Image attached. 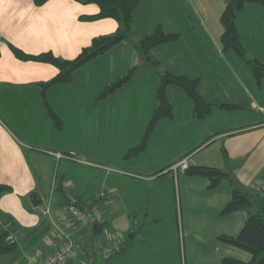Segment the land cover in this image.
Segmentation results:
<instances>
[{
	"label": "crops",
	"instance_id": "obj_1",
	"mask_svg": "<svg viewBox=\"0 0 264 264\" xmlns=\"http://www.w3.org/2000/svg\"><path fill=\"white\" fill-rule=\"evenodd\" d=\"M225 7L226 0H140L128 41L79 69L69 85L46 91L48 105L63 124L57 129L41 85L59 70L17 59L11 45L27 55L52 53L71 61L94 38L115 34L118 24L84 20L100 13L94 4L50 0L38 7L34 0H0V185L10 188L0 196V223H11L17 244L0 261L23 243L27 248L16 252L10 264H39L59 243L55 224L88 245L75 264H95L93 246L105 229L106 235L129 238L115 264H182L178 251L183 244L186 256L190 248L192 264L252 261L250 253L220 238L238 237L257 211L222 215L232 199L230 180L254 195L264 181V81L258 86L242 58L223 53ZM159 26L179 39L152 51L159 63L154 70L142 61L139 43ZM237 28L248 58L264 64V9L247 5ZM136 67L130 83L98 101L105 87ZM166 73L199 79L198 92L208 104L240 109H219L197 120L186 93L171 86L167 98L173 119L157 125L144 152L127 158L157 110ZM186 157L191 168H216L229 180L211 189L206 178L170 171ZM94 189L107 194V221L100 235L94 226L80 230L59 220L65 202ZM87 202L82 206L87 208ZM49 206L51 213L45 215ZM105 245L97 248L107 261Z\"/></svg>",
	"mask_w": 264,
	"mask_h": 264
},
{
	"label": "trees",
	"instance_id": "obj_2",
	"mask_svg": "<svg viewBox=\"0 0 264 264\" xmlns=\"http://www.w3.org/2000/svg\"><path fill=\"white\" fill-rule=\"evenodd\" d=\"M50 0H34L36 6L40 7L46 4ZM83 5L94 4L100 9V13L96 16L86 17L87 21H98L103 19H113L118 24V29L115 34L108 36H100L94 38L91 46L84 49L80 55L71 61H66L57 58L52 53H45L39 56L27 55L18 48L11 45V50L15 57L21 61H34L38 63L49 64L56 67L59 70V74L50 80L43 83V102L50 118L53 120L57 129H61L63 124L61 119L50 108L46 100V91L53 86L57 85H69L73 80V75L79 69L87 65L94 59L105 55L111 49L117 45L128 41L132 35L133 15L139 7L140 0H74ZM249 4H256L264 9V0H226V7L221 15V25L223 27V34L221 36V46L223 53L234 52L240 58H242L250 67L253 76L260 86L264 81V64L258 60L249 59L241 36L237 28V19L243 12L245 7ZM179 39V35L167 34L161 26L157 27L154 33L147 36L139 43V52L142 57V61L150 68L154 70L159 66V63L153 58L152 51L163 45L175 42ZM139 68L136 67L127 73L121 79L115 81L113 84L105 87L100 94L98 101L107 99L108 97L117 93L120 89L130 83L136 76ZM200 80L189 79L184 76H175L166 73L161 76V82L157 91V110L155 111L153 118L148 126L145 136L141 144L131 150L127 154V158H132L140 153L144 152L147 148L148 142L157 127V125L164 119H173L174 110L167 98V89L171 86H176L182 89L187 97L193 104V116L197 120L207 119L216 110H239L240 107L235 105H220L213 106L203 100L198 92ZM189 176L203 177L209 180L210 188L215 189L224 180H229V175L216 168L207 167H190L186 172ZM233 186L232 199L226 205L222 211V215H229L243 210H250L256 208V213L251 214L241 231L240 235L236 238L221 237L220 239L232 246L240 248L252 255V261L244 263L235 259L226 258L221 264H264V198H260L258 195L246 193L241 191L230 180ZM10 188L0 185V196L8 193ZM94 198V197H93ZM78 202L79 207L86 204V201L91 199V196L85 195V197L74 198ZM70 200H68L69 202ZM65 202L64 204H67ZM94 236H97L94 234ZM7 234H0V257L10 254L15 251L17 244L4 245ZM128 236H125L121 250L114 253L112 256L107 257V261H112L118 256L123 255L128 244ZM87 246H83V251H87Z\"/></svg>",
	"mask_w": 264,
	"mask_h": 264
},
{
	"label": "built area",
	"instance_id": "obj_3",
	"mask_svg": "<svg viewBox=\"0 0 264 264\" xmlns=\"http://www.w3.org/2000/svg\"><path fill=\"white\" fill-rule=\"evenodd\" d=\"M58 157L61 158L62 156L59 155ZM189 168V158L186 157L177 164H174L170 171L177 174L179 172H186ZM258 195L264 198V181L258 187ZM106 199L107 194L100 192L87 202V208L79 207L77 200L71 199L60 208L59 220L66 223L67 226L76 225L80 230L92 229L94 225L100 226L103 230L107 221L105 210ZM50 213L51 209L49 206L44 214L50 215ZM55 227L58 230L59 243L55 250L39 264H75L74 259L79 252H84L83 246L85 244L75 234H70L66 228L61 229L57 224H55ZM10 229L11 223H0V230L7 234L6 242L8 244H16V233L10 231ZM104 238L106 244L104 252L106 257L112 256L121 250L124 242L123 236H110L105 234ZM39 257H41V254Z\"/></svg>",
	"mask_w": 264,
	"mask_h": 264
},
{
	"label": "rangeland",
	"instance_id": "obj_4",
	"mask_svg": "<svg viewBox=\"0 0 264 264\" xmlns=\"http://www.w3.org/2000/svg\"><path fill=\"white\" fill-rule=\"evenodd\" d=\"M60 119V118H59ZM65 158H66V156H65ZM94 161V163H95V160H93ZM97 161V160H96ZM99 190L98 189H94V190H88V191H86L85 192V195H88V196H91V198H93V197H95L97 194H99ZM107 230L105 229V231H104V233H103V235H101V236H99V237H96V242H95V245L96 246H93L94 247V252H95V255H97L95 258V260H96V262H95V264H115V260H112V262L110 261V262H107V261H104L105 259H103V255H102V252L100 251V250H98V248L97 247H99L100 246V244L102 245V242H103V244H105V240L104 239H102L104 236H105V232H106ZM3 233V231L2 230H0V234H2ZM7 243H6V241L4 242V245H6ZM44 244V243H43ZM42 244V245H43ZM8 245V244H7ZM24 246V244L22 243L21 244V247L16 251L17 253L18 252H20L21 251V248ZM25 249L27 248V245L25 244ZM29 247V246H28ZM185 245L183 244L182 246H181V249L178 251V255L179 256H181V258H182V260H181V262H182V264H192V261H191V258H190V248L188 247L187 248V252H188V255L186 256V253H185ZM14 253V255L13 256H9V257H6V258H4V259H2V261H0L1 263L0 264H10V262H11V260H13V258H15V256H17V255H15V254H17V253ZM22 253V252H21ZM20 256L18 255V257L17 258H19ZM92 258V257H91ZM94 258V257H93ZM92 258V259H93Z\"/></svg>",
	"mask_w": 264,
	"mask_h": 264
},
{
	"label": "water",
	"instance_id": "obj_5",
	"mask_svg": "<svg viewBox=\"0 0 264 264\" xmlns=\"http://www.w3.org/2000/svg\"><path fill=\"white\" fill-rule=\"evenodd\" d=\"M95 234L100 235L101 234V227L98 225H94L93 227Z\"/></svg>",
	"mask_w": 264,
	"mask_h": 264
}]
</instances>
